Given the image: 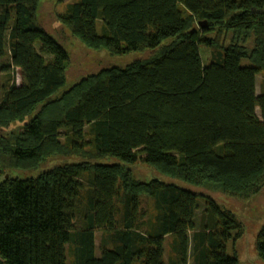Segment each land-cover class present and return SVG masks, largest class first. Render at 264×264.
<instances>
[{
    "label": "trees",
    "instance_id": "obj_1",
    "mask_svg": "<svg viewBox=\"0 0 264 264\" xmlns=\"http://www.w3.org/2000/svg\"><path fill=\"white\" fill-rule=\"evenodd\" d=\"M38 1L0 0V264H184L182 232L189 264H237L234 214L178 182L238 200L264 187V0H73L58 21L86 47L157 50L59 95L69 53ZM140 153L174 182L136 179ZM255 247L264 260V224Z\"/></svg>",
    "mask_w": 264,
    "mask_h": 264
},
{
    "label": "rangeland",
    "instance_id": "obj_2",
    "mask_svg": "<svg viewBox=\"0 0 264 264\" xmlns=\"http://www.w3.org/2000/svg\"><path fill=\"white\" fill-rule=\"evenodd\" d=\"M73 0H39L36 9V20L40 23L43 29L51 34L54 39L62 44L64 49L69 53V61L67 68L65 70V83L56 92L59 95L64 90L69 88L73 83H75L82 76L90 73H96L100 69L108 66H116L124 68L127 64L134 60H144L151 57L157 48L146 49L144 51H131L126 54L121 55H110L105 49L95 50L86 47L77 38H74L69 30L61 25L58 21V14L65 11L68 3ZM10 28L0 29V55L1 61L4 63L8 62V45L7 39L9 35ZM16 36L21 38L22 33L16 32ZM201 53L204 61L208 60L209 49L201 46ZM247 59H242V64H249ZM14 74L15 81L20 83V74L17 68L11 70ZM263 76L261 73L256 75V93L260 92V82ZM29 118L25 120L27 122ZM22 123L16 122L11 125V128L18 129ZM69 160L75 161V158ZM100 163L114 164L120 163L124 164L120 159L113 156H106L98 160ZM57 160L50 159L46 162L41 169H46L51 167ZM127 165L133 176L143 182L150 181L151 179H160L166 182H174L170 178H166L156 172L152 167L147 165L143 161V155L138 154V158L134 163L125 164ZM38 171H27V170H16L12 172V176L19 178H27L37 174ZM180 185L186 189L192 190L196 193H201L208 195L210 198L215 200L220 207L232 212L240 223L242 227V233L234 241L230 240L226 246V252L231 255L233 250L237 256V264H264V260L260 258L257 254L255 247L256 235L264 224V187L258 191L256 194L245 200H238L228 196H225L219 192H205L201 188H196L182 182H178ZM144 210L141 211V219H144ZM99 233L96 236V244L98 245ZM168 238L165 239V248L167 249ZM179 245L183 254V263H190V232H182L179 236Z\"/></svg>",
    "mask_w": 264,
    "mask_h": 264
},
{
    "label": "water",
    "instance_id": "obj_3",
    "mask_svg": "<svg viewBox=\"0 0 264 264\" xmlns=\"http://www.w3.org/2000/svg\"><path fill=\"white\" fill-rule=\"evenodd\" d=\"M199 25H200V26H203V25H204V22H199Z\"/></svg>",
    "mask_w": 264,
    "mask_h": 264
},
{
    "label": "crops",
    "instance_id": "obj_4",
    "mask_svg": "<svg viewBox=\"0 0 264 264\" xmlns=\"http://www.w3.org/2000/svg\"><path fill=\"white\" fill-rule=\"evenodd\" d=\"M166 249V248H165Z\"/></svg>",
    "mask_w": 264,
    "mask_h": 264
}]
</instances>
